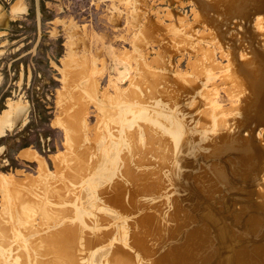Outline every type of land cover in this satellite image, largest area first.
Listing matches in <instances>:
<instances>
[{"label":"rangeland","instance_id":"374dc122","mask_svg":"<svg viewBox=\"0 0 264 264\" xmlns=\"http://www.w3.org/2000/svg\"><path fill=\"white\" fill-rule=\"evenodd\" d=\"M223 1L0 0V264H264V0Z\"/></svg>","mask_w":264,"mask_h":264},{"label":"bare ground","instance_id":"6f19581e","mask_svg":"<svg viewBox=\"0 0 264 264\" xmlns=\"http://www.w3.org/2000/svg\"><path fill=\"white\" fill-rule=\"evenodd\" d=\"M215 2H216V0H215ZM218 2H219V1H218ZM221 4H222L223 6H229V5L232 4V1H231V0H224ZM233 4H234V3H233ZM214 5H215V4H214ZM214 5H213V6H214ZM217 5H218V4H217ZM217 5H216V7H219V6H217ZM203 6H205V5H203ZM203 6H202V7H203ZM203 8H204V7H203ZM206 8H207V7H206ZM228 9H229V8H228ZM229 11H230V10H229ZM216 20H217V19H216ZM220 21H221V20H219V24H220ZM221 22H222V21H221ZM218 28H220V26H219ZM218 30H219V29H218ZM221 30H222V29H221ZM219 31H220V30H219ZM219 31H218V32H219ZM220 33H221V32H220ZM251 71H252V70H251ZM251 71H250V72H251ZM75 73H77V72H75ZM251 73H252V72H251ZM252 74H253V73H252ZM252 74H250V75H252ZM76 75H77V74H76ZM155 75H156V74H155ZM155 75L153 74L152 76H155ZM152 76L150 75V78H151ZM158 77L160 78V76H158ZM73 78H74V76H73ZM73 78H72V79H73ZM159 78H157V79L160 81ZM75 79H76V77H75ZM155 79H156V78H155ZM74 81H75V80H74ZM146 81H148V83H149L150 79H149V80H146ZM152 81H155V80L153 79ZM167 81H169V80H167ZM250 81H251V80H250ZM250 81H249V82H250ZM171 82H172V83H175V82H173L172 80H171ZM156 83H157V82H156ZM156 83H155V85H156ZM176 83H177V82H176ZM147 85H148V84H147ZM149 85H150V84H149ZM149 85H148V87H149ZM152 85H153V84H152ZM155 85H154V88H156ZM156 86H157V85H156ZM158 86H159V85H158ZM165 86H166V85H165ZM179 86H180V85H179ZM143 87H144V86H143ZM145 87H146V84H145ZM168 87H170V85H169ZM181 87H182V86H181ZM181 87H179V88H181ZM154 88H153V87H152V88H148V92H147V93L150 92L149 89H151V92H152V90L154 91ZM165 88H166V87H165ZM176 88H177V86H176ZM176 88H175V89H176ZM182 88H183V87H182ZM140 89H142V88H140ZM162 89H163V91H164V85H163ZM165 90H166V89H165ZM173 90H174V89H173ZM140 91H141V90H140ZM169 91H171V90H169ZM169 91H168V92H169ZM176 91H177V90H176ZM176 91H175V92H176ZM69 92H70V91H69ZM143 92H144V91H143ZM143 92H142V94L145 93V92H144V93H143ZM152 93H153V92H152ZM158 93H160L159 90H158ZM171 93H172V91L170 92V94H171ZM150 94H151V93H150ZM153 94H154V93H153ZM153 94H152V95H153ZM161 94H163V93H160V95L158 94L159 96H161L159 99H161L163 96H165V94H163V95H161ZM173 94H174V93H173ZM175 94H176V93H175ZM175 94H174V95H175ZM180 94H181V91H180ZM174 95H173V96H174ZM177 95H179V94H177ZM140 96L142 97L141 94H140ZM167 96H168V95H167ZM171 96H172V94H171ZM175 96H176V95H175ZM175 96H174V97H175ZM144 97H145V96H144ZM176 97H177V96H176ZM157 98H158V97H157ZM165 98H166V101H168L169 98H170V96H169V97H166V96H165ZM172 98H173V97H172ZM178 98H179V96H178ZM173 99H174V98H173ZM144 101H145V100H144ZM158 101H159V100H158ZM160 101H161V100H160ZM166 101H165V102H166ZM172 101H173V100H172ZM138 102H139V101H138ZM138 102H137V103H138ZM156 102H157V100H156ZM168 102H171V101H168ZM180 102H181V101H180ZM180 102H179V107H181ZM174 103H175V102H174ZM169 104H170V103H168V105H169ZM141 105H142V104H141ZM173 105H174V104H173ZM175 105H176V104H175ZM175 105H174V107H175ZM134 107H135V106H134ZM138 107L140 108L139 104L137 105V108H138ZM167 108H168V106H167ZM175 108H176V107H175ZM175 108H174V109H175ZM172 109H173V108L171 107L170 110H172ZM177 109H178V108H177ZM179 109H180V108H179ZM179 109H178V110H179ZM142 110H143V109H142ZM142 110L140 109V112H141ZM170 110H169V111H170ZM175 110H176V109H175ZM181 110H184V109H181ZM133 111H134V110H133ZM173 111H174V110H173ZM24 113H25V108H24L22 105L19 104V106H17L16 109L10 114L8 122H7V123H3L2 125H6V126H7V124H9V125L11 126L12 124H16V123L20 122V120L22 119ZM131 113L133 114V112H131ZM142 113H143V112H142ZM168 113H169V112H167V114H168ZM173 113H174V112H173ZM176 113H177V112H175V115H176ZM181 113H182V111H181ZM181 113H180V114H181ZM136 114H137V112H136ZM139 114H140V113H138V115H139ZM169 114H172V113H169ZM169 114H168V116H169ZM184 114H185V112H184ZM184 114L181 115L182 118H183V116H184V117L186 116V115H184ZM114 115H115V114H114ZM138 115H136V116H138ZM140 115H141V114H140ZM172 115H173V114H172ZM175 115H174V117H175ZM120 116H121V115H119V118H120ZM133 116H134V115H133ZM148 116H149V115H148ZM165 116H166L167 119L169 118V117H167V115H165ZM165 116H164V117H165ZM139 117H140V116H139ZM170 117H171V116H170ZM174 117H173V120L176 118V117H175V118H174ZM115 118H117V117H115ZM121 118H122V117H121ZM121 118H120V119H121ZM135 118H138V117H134V119H135ZM149 118H150V117H149ZM166 118H165V119H166ZM177 118H178V117H177ZM177 118H176V120H177V123H178V120H180V118H179V119H177ZM122 119H124V117H123ZM125 119L127 120V118H125ZM132 119H133V118H132ZM132 119H131V120H132ZM146 119L148 120V118H146ZM146 119H145V120H146ZM167 119H166V121H167ZM137 120H139V118H138ZM147 120H146V121H147ZM171 120H172V119H171ZM173 120H172V121H173ZM121 121H122V120H121ZM133 121H134V120H133ZM142 121H143V120H142ZM142 121H141V122H142ZM172 121H171V122H172ZM180 121H181V120H180ZM118 122H120V121H118ZM122 122H123V121H122ZM136 122H137V121H134V123H136ZM171 122H170V120H169V123H171ZM173 122H176V121H173ZM130 123H133V122L131 121ZM143 123H145V122L143 121ZM177 123H176V125H179V126L184 125V124H181V123H183V122H181V123L179 122L181 125H180L179 123H178V124H177ZM2 125H0V131H2V128H1ZM141 125H142V124H141ZM170 125H171V124H170ZM133 126H134V124H133ZM129 127H130V126H129ZM129 127H128V128H129ZM128 128H127V130H128ZM130 128H131V131H130V132H129V131H128V133H126L127 131L125 132V133H126V134H125L126 138L128 137V136H127L128 134L131 135V134H132L131 132L135 131V130H132V127H130ZM173 129H174V128H173ZM176 129H177V128H176ZM120 130H121V129H120ZM124 130H125V127H124ZM174 130H175V129H174ZM178 130H179V129H178ZM181 130L183 131V127H182ZM181 130H180V131H181ZM122 131H123V130H122ZM139 131H140V130H139ZM180 131H179V133L182 134V132H180ZM73 132H74V131H73ZM73 132H72V133H73ZM147 132H148V131H147ZM122 133H123V132H122ZM130 133H131V134H130ZM133 133H135V132H133ZM138 133H139V132H138ZM123 135H124V133L122 134V136H123ZM125 136H124V137H125ZM139 136H140V135H139ZM139 136H138V137H139ZM129 138H130V140H129ZM129 138H127L126 140H127V142H128V140H129V143H130L129 146H132V144H131L132 141H131V140H134V139H133V138H134V135H133V138H131V136H129ZM67 139H68V138H67ZM135 140H136V138H135ZM135 140H134V141H135ZM140 141H141V140H140ZM140 141H139L138 144H140ZM125 142H126V141H125ZM135 142H136V141H135ZM220 143H222V142H220ZM121 144H124V142L122 141V143H119V145H121ZM138 144H137V145H138ZM121 146H122V145H121ZM134 146H136L135 143H134ZM225 146H226V145H225ZM132 147H133V146H132ZM140 147H142V145H140ZM135 148H136V147H135ZM214 148H215V147H214ZM136 149H137L138 152H140L139 150H140L141 148L138 150V146H137ZM105 150H106V149H105ZM132 150H134V148H132V149L130 150L131 153H134V152H132ZM219 150H221V149H219ZM224 150H225V149H224ZM141 151H144V149H141ZM226 151H227V150H226ZM83 152H84V151H83ZM93 152H94V151H93ZM107 152H108V151H107ZM128 152H129V151H128ZM138 152H137V154H139ZM167 152H168V150H167ZM228 152H229V151H228ZM131 153H129V154L131 155ZM142 153H143V152H142ZM178 153H179V151L177 152V154H178ZM219 153H220V152H219ZM91 154H92V153H91ZM93 154H94V153H93ZM129 154L126 152V155L129 156ZM120 155H121V154H120ZM120 155H119V156H120ZM126 155H125V156H126ZM133 155H134V154H132L131 156H133ZM173 155H174V154H173ZM179 155H180V154H179ZM95 156H97V155H94V157H95ZM123 156H124V155H123ZM125 156H124V159H125ZM164 156H165V155H164ZM171 156H172V155H171ZM175 156H176V155H175ZM97 157H98V156H97ZM134 157H135V156H134ZM160 157H161V156H160ZM208 157H209V156H208ZM83 158H84V157H83ZM107 158H108V157H107ZM109 158H110V157H109ZM116 158H117V156H116ZM162 158H163V157H162ZM176 158H177V157H176ZM92 159L94 160L95 158L92 157ZM132 159H133V158H132ZM159 159H160V158H159ZM172 159H173V158H172ZM89 160H90V159H89ZM117 160H118V159H117ZM121 160H122V159H121ZM106 161H107V160H106ZM125 161H126V159H125ZM125 161H122V162L124 163ZM128 161H129V160H128ZM167 161H168V160H167ZM209 161H210V159L208 160V162H209ZM222 161H223V160H222ZM74 162H75V160H74ZM81 162H82V161H81ZM104 162H105V161H104ZM119 162H121V161H119ZM131 162H133V160H132ZM131 162H130V163H131ZM75 163H76V162H75ZM83 163H85V161H84ZM86 163H87V162H86ZM95 163H96V159H95ZM117 163H118V162H117ZM167 163H168V162H167ZM88 164H89V163H88ZM124 164H125V163H124ZM124 164L121 163V165H124ZM126 164H129V163L127 162ZM157 164L159 165V163H156V166L154 165V167H157V166H158ZM79 165H80V164H79ZM118 165H119V164H118ZM160 165H161V164H160ZM160 165H159V166H160ZM164 165H166V164H164ZM251 165H252V164H251ZM84 166H85V165H84ZM159 166H158V168H159ZM78 167H79V166H78ZM78 167H77V168H78ZM80 167H82V166H80ZM88 167H89V166H88ZM92 167H93V166H92ZM123 167H124V166H123ZM125 167H126V166H125ZM151 167H152V166H151ZM120 168H121V167H120ZM160 169H161V167H160ZM208 169H209V168H208ZM79 170H80V168H79ZM251 170H252V169H251ZM77 171H78V170H77ZM85 171H86V170H85ZM150 171H151V169H150ZM152 172H153V170H152ZM84 173H85V172H84ZM88 173H89V172H88ZM88 173H87V174H88ZM91 173H93V171H92ZM91 173H90V174H91ZM94 173H95V171H94ZM145 173H146V172H145ZM147 173H148V172H147ZM148 174H149V173H148ZM159 174H160V173H159ZM161 174H162V173H161ZM91 175H92V174H91ZM86 176H87V175H86ZM116 176H117V175H116ZM159 176H161V175H159ZM90 177H91V176H90ZM90 177H89V178H90ZM112 177L114 178V175H113ZM135 177H136V176H135ZM135 177H134V178H135ZM144 177H146V176H144ZM139 178H140V177H139ZM90 179H91V178H90ZM115 179H116V178H115ZM146 179H147V178H146ZM116 180H117V179H116ZM149 183H150V182H149ZM133 184H134V182H133ZM192 193L194 194L195 192H192ZM192 193H191V194H192ZM104 194H105V193H104ZM127 194H128V193H127ZM128 195H129V194H128ZM122 196H123V195H122ZM125 196H126V194H125ZM192 196H193V195H192ZM193 197H194V196H193ZM123 198L126 199V197H123ZM111 199H112V198H111ZM114 199H116V198H114ZM134 199H135V197L133 198V200H134ZM128 200H129V199H128ZM224 201H225V199H224ZM125 202H128V201H125ZM132 202L134 203V201H132ZM141 202H142V200H141ZM141 202H140V203H141ZM143 202H145V201H143ZM129 203H130L131 205H133V207H134V204L131 203V201H129ZM129 203H126L125 205H128ZM136 203H137V202L135 201V204H136ZM147 203H148V201H147ZM147 203H146V204H147ZM130 204H129V205H130ZM188 204H189V203H188ZM226 205H227V204H226ZM111 206H112V205H111ZM136 206H137V204H136ZM146 206L148 207V206H150V204H149V205H146ZM153 206H154V205H153ZM184 206H185V205H184ZM125 207H126V206H125ZM129 207H130V206H128V208H129ZM114 208H115V207H114ZM119 208H120V207H119ZM122 208H123V207H122ZM122 208H121V209H122ZM128 208L126 209L127 211H128ZM131 208H132V207H131ZM186 208H187V207H186ZM189 208H191V207H189ZM124 209H125V208H124ZM116 210H118V209H116ZM131 210H132V209H131ZM138 210H139V209H138ZM214 210H215V209H214ZM113 211H114V210H113ZM118 211H120V210H118ZM123 211H124V210H122V213H123ZM129 211H130V209H129ZM135 211H136V210H135ZM158 211H159V210H158ZM175 211H176V210H175ZM115 212H116V211H115ZM115 212H114V213H115ZM133 212H134V211H133ZM136 212H137V211H136ZM141 212H142V211H141ZM173 212H174V211H173ZM180 212H181V211H180ZM180 212H179V213H180ZM182 212H183V211H182ZM122 213H121V214H122ZM128 213H129V212H128ZM159 213H160V212H159ZM159 213H158V214H159ZM194 213H195V212H194ZM118 214H120V213H118ZM123 214H125V211H124ZM129 214H130V213H129ZM138 214H139V213H138ZM156 214H157V213H156ZM174 214H175V213H174ZM186 214H188V213H186ZM214 214H215V211H214ZM216 214H217V213H216ZM190 215H191V214H190ZM124 216H125V215H124ZM129 216H130V215H129ZM135 216H136V215H135ZM149 216H150V215H149ZM186 216H188V215H186ZM194 216H195V215H194ZM158 217H159V216H158ZM192 217H193V216H192ZM216 217H218V215H217ZM219 217H220V214H219ZM85 218H86V217H85ZM87 218H88V217H87ZM161 218H162V217H161ZM221 218H222V217H221ZM119 219H120V218H119ZM126 219H127V218H126ZM216 219H217V218H216ZM70 220H72V218H71ZM70 220H69V222H70ZM129 220H130V219H129ZM129 220H128V221H129ZM218 220H221V219L219 218ZM63 221H64V220H63ZM63 221H62V222H63ZM117 221H118V220H117ZM120 221H122V220H120ZM123 221H124V220H123ZM126 221H127V220H126ZM126 221H125V222H126ZM163 221H164V220H163ZM69 222L67 223V222L64 221L65 224H66V223L69 224ZM165 222H166V221H165ZM224 222H225V221H224ZM263 222H264V221H263ZM75 223H76V222H75ZM98 223H99V222H98ZM198 223H199V221H198ZM222 223H223V220H222ZM56 224H57V223H56ZM71 224H72V223H71ZM80 224H81V222H80ZM80 224H79V225H80ZM85 224H86V223H85ZM106 224H107V223H106ZM126 224H127V223H126ZM128 224H129V223H128ZM176 224H177V223H176ZM219 224H220V223H219ZM77 225H78V224H77ZM82 225H84V223H83ZM97 225H99V224H97ZM100 225H101V224H100ZM173 225H174V223H173ZM224 225H225V223L223 224V226H224ZM54 226H56V225H54ZM54 226H53V227H54ZM66 226L68 227V225H66ZM112 226H113V225H112ZM132 226H133V225H132ZM249 226H250V225H249ZM59 227H60V226H59ZM87 227H88V226H87ZM253 227H254V226H253ZM256 227H257V226H256ZM62 228H65V227H62ZM70 228H71V227H70ZM81 228H82V226H81ZM81 228H79V230H80ZM110 228H111V227H110ZM117 228H118V227H117ZM121 228H122V227H121ZM126 228H127V227H126ZM187 228H188V227H187ZM190 228H191V227H190ZM192 228H193V227H192ZM200 228H201V227H200ZM48 229H50V228H48ZM48 229H47V230H48ZM59 229H61V228H59ZM71 229H73V227H72ZM84 229H86V228H84ZM124 229H125V228H124ZM133 229H134V228H133ZM226 229H227V228H226ZM5 230H6V229H5ZM5 230H4V231H5ZM50 230H51V229H50ZM61 230H62V229H61ZM79 230H78V231H79ZM113 230H114V229H113ZM122 230H123V229H122ZM125 230H126V229H125ZM185 230H186V228H185ZM249 230H250V229H249ZM10 231H11V230H10ZM10 231H9V232H10ZM43 231H44V229H43ZM45 231H46V230H45ZM63 231H64V230H63ZM69 231H70V230H69ZM81 231H83V230H81ZM86 231H88V230H86ZM111 231H112V230H111ZM213 231H214V230H213ZM9 232L7 231V234H8ZM11 232H12V231H11ZM49 232H50V231H49ZM51 232H52V231H51ZM57 232H58V231H57ZM59 232H61V231H59ZM89 232H90V231H88V234H89ZM106 232H107V230H106ZM117 232H118V231H117ZM129 232H130V231H129ZM136 232H137V231H136ZM226 232H227V231H226ZM3 233H4V232H3ZM3 233H2V234H3ZM12 233H13V232H12ZM46 233H47V232H46ZM46 233H45V234H46ZM82 233H83V235H84V231H83ZM82 233H79V234H82ZM103 233H104V232H103ZM110 233H111V232H110ZM121 233H122V232H121ZM138 233H139V232H138ZM143 233H144V232H143ZM185 233H186V231H185ZM187 233H188V232H187ZM214 233H215V232H214ZM4 234H5V233H4ZM4 234H3V235H4ZM7 234H6V235H7ZM10 234H11V233H10ZM14 234H15V233H14ZM21 234H23V232H22ZM42 234H43V233H42ZM45 234H44V235H45ZM47 234H48V233H47ZM53 234H54V233H53ZM60 234H62V233H60ZM132 234H133V233H132ZM152 234H153V233H152ZM261 234H262V233H261ZM261 234H260V236H261ZM6 235H5V237H6ZM24 235H25V234H24ZM24 235H23V236H24ZM51 235H52V234H51ZM76 235H77V234H76ZM83 235H82V236H83ZM86 235H87V232H86ZM118 235H119V233H118ZM122 235H123V234H122ZM178 235H179V234H178ZM14 236H16V235H14ZM21 236H22V235H21ZM35 236H37V235H35ZM56 236H58V235H56ZM56 236H55V234H54V237H53V238H55ZM89 236H91V235H89ZM123 236H124V235H123ZM180 236H183V235L180 234ZM260 236H259V237H260ZM262 236H263V235H262ZM9 237L12 239V237H11L10 235H9ZM17 237H18V235H17ZM17 237H16V238H17ZM19 237H20V236H19ZM19 237H18V239H19ZM25 237H26V236H25ZM33 237H34V236H32V238H33ZM37 237L40 238V237H42V235L40 234V236H37ZM37 237H35V238H37ZM58 237H59V236H58ZM58 237H57V238H58ZM91 237H92V236H91ZM102 237H103V236H102ZM109 237H110V236H109ZM130 237H131V236H130ZM194 237H195V236H194ZM199 237H200V236H199ZM203 237H205V236H203ZM206 237H207V236H206ZM23 238H24V237H23ZM26 238H27V237H26ZM26 238H25V240L28 239V238H27V239H26ZM29 238L31 239V237H29ZM49 238H50V237H49ZM51 238H52V237H51ZM79 238H80V240H78V242L80 241L79 243H81L82 240H83V239H82L83 237H82V238L79 237ZM89 238H90V237H89ZM121 238H122V237H121ZM123 238H124V237H123ZM139 238H140V237H139ZM165 238H166V237H165ZM179 238H180V237H179ZM184 238H185V236H184ZM186 238H187V234H186ZM260 238H261V237H260ZM1 239H2V238H1ZM6 239H7V237H6ZM20 239H22V238L20 237ZM40 239H41V238H40ZM44 239H47V238H44ZM61 239H62V237H61ZM84 239H85V235H84ZM100 239H101V238H100ZM105 239H106V238H105ZM182 239H183V238H182ZM195 239H196V238H195ZM197 239H198V238H197ZM217 239L219 240L218 237H217ZM8 240H10V239H8ZM13 240H15V238H14ZM28 240H29V239H28ZM31 240H32V239H31ZM41 240H42V239H41ZM41 240H40V242H42ZM57 240H58V239H57ZM74 240H75V239H74ZM116 240H117V238H116ZM118 240H119V239H118ZM128 240H129V239H128ZM140 240H141V239H140ZM179 240H180V239H179ZM184 240H185V239H184ZM188 240H189V239H188ZM3 241H4V238H3ZM16 241H17V240H16ZM20 241H21V240H20ZM20 241H19V242H20ZM35 241H36V242H34V239H33V242H34V243H37V240H35ZM44 241H45V243H46V240H44ZM44 241H43V243H44ZM47 241H51V240H50V239H49V240L47 239ZM72 241H73V240H72ZM93 241H96V240H95V239H92V244H93ZM169 241H170V240H169ZM185 241H186V240H185ZM8 242H10V241H8ZM23 242H25V241L23 240ZM27 242H30V241H27ZM27 242H26V245L28 246ZM33 242H32V243H33ZM40 242H39V243H40ZM51 242H53V241H51ZM88 242H89V241H88ZM101 242L103 243L104 241L101 240ZM115 242H116V241H115ZM139 242H140V241H139ZM186 242H187V241H186ZM214 242H215V241H214ZM34 243H33V244H34ZM45 243H44V244H45ZM75 243H76V241H74V244H75ZM83 243H85L84 240H83ZM83 243H82V244H83ZM89 243L91 244V242H89ZM94 243H96V242H94ZM117 243H119V242L117 241ZM3 244H6V243H3ZM13 244H14V243H13ZM17 244H18V243H17ZM82 244H81V246H82ZM85 244H86V243H85ZM85 244L83 245V247L85 246L87 250H89L88 247L92 249L91 246H88V247H87ZM92 244H91V245H92ZM96 244H97V243H96ZM99 244H100V243H99ZM166 244H167V243H166ZM166 244H165V245H166ZM195 244H196V241H195ZM219 244H220V243H219ZM0 245H1V244H0ZM10 245H11V244H10ZM40 245H41V244H40ZM40 245L38 244V246H40ZM49 245H50V243H49ZM49 245L47 244L48 247H49ZM87 245H88V244H87ZM102 245H103V244H102ZM165 245H164V246H165ZM191 245H192V244H191ZM14 246H16L15 248H17V245H14ZM14 246H13V247H14ZM27 246H26V247H27ZM36 246H37V244H35V246L33 245L32 247H36ZM79 246H80V245H79ZM92 246H93V245H92ZM103 246H104V245H103ZM122 246H123V245H122ZM153 246H154V245H153ZM202 246H203V245H202ZM208 246H209V245H208ZM3 247H4V246H3ZM13 247H12V249H13ZM40 247H42V246H40ZM45 247H46V246H45ZM48 247H47V248H48ZM85 247H84V249H85ZM94 247H95V246H94ZM94 247H93V248H94ZM97 247L99 248L100 245L97 246ZM119 247H120V246H119ZM161 247H162V246H161ZM203 247H204V246H203ZM206 247H207V246H206ZM29 248H31V246H30ZM36 248H37V247H36ZM36 248H35V249H36ZM42 248H44V245H43ZM54 248H55V246H54ZM74 248H75V247H74ZM81 248H82V247H81ZM101 248H102V246L99 248V250H100ZM110 248H111V247H110ZM3 249H4V248H3ZM9 249H10V248H9ZM9 249H8V248L6 249L7 252H9V251H8ZM12 249H10V250L12 251ZM37 249H38V248H37ZM37 249H36V250H37ZM49 249H50V248H49ZM77 249H78V248H77ZM77 249H76V251L78 252ZM95 249H97V248H95ZM141 249H142V248H141ZM6 250L4 249V251H6ZM15 250H16V249H15ZM20 250H21V249H20ZM45 250L47 251L46 248H45ZM72 250H73V249H72ZM81 250H82V249H81ZM87 250H86V251H87ZM99 250H97V251L100 252ZM112 250H113V249H112ZM158 250H159V249H158ZM236 250H237V249H236ZM18 251H19V250H18ZM21 251H23V250H21ZM28 251H29V250H28ZM37 251H38V250H37ZM37 251H36V252H37ZM79 251H80V249H79ZM94 251H95V250H94ZM97 251H95V252L98 253ZM115 251H116V250H115ZM160 251H161V250H160ZM199 251H201V250H199ZM209 251H210V249H209ZM234 251H235V250H234ZM12 252H13V251H12ZM12 252H10V254H11ZM77 252H76V253H77ZM81 252H82V251H81ZM83 252H84V250H83ZM91 252H92V250H89V253H91ZM95 252H94V255H93V256H95V258H96L97 256H96V253H95ZM150 252H151V251H150ZM194 252H195V251H194ZM194 252H193V253H194ZM16 253H17V251H16ZM16 253H14V254L16 255ZM19 253H20V251H19ZM22 253H24V252H22ZM33 253H34V250H33ZM37 253H39V251H38ZM43 253H45V251H44ZM43 253H42V255H43ZM87 253H88V252H87ZM92 253H93V252H92ZM193 253H192V254H193ZM236 253H237V252H236ZM10 254H9V255H10ZM12 254H13V253H12ZM12 254H11V256H12ZM14 254H13V255H14ZM17 254H18V253H17ZM20 254H21V253H20ZM24 254H25V253H24ZM35 254H36V253H35ZM40 254H41V252H40ZM81 254H82V253H81ZM83 254H85V252H84ZM83 254H82V255H83ZM118 254L120 255V257H119V255H118V257L121 258V254H120V253H118ZM200 254H201V253H200ZM208 254H209V253H208ZM22 255H23V254H22ZM42 255H41V256H42ZM91 255H92V254H91ZM98 255H99V254H98ZM101 255H102V254H101ZM101 255H99V256H101ZM103 255H104V254H103ZM188 255H189V254H188ZM212 255H214V254H212ZM222 255H223V254H222ZM4 256H5V255H4ZM17 256H18V255H17ZM27 256H28V255H27ZM39 256H40V255H39ZM43 256H44V255H43ZM45 256H46V253H45ZM45 256H44V257H45ZM71 256H72V255H71ZM86 256H88V255H86ZM89 256H90V255H89ZM93 256H91V257H93ZM104 256H105V255H104ZM104 256H103V257H104ZM111 256H113V255H111ZM114 256H115V255H114ZM166 256H168V255H166ZM195 256H196V255H195ZM200 256H201V255H200ZM2 257H3V256H2ZM13 257H15V256H13ZM19 257H20V255H19ZM19 257H18V258H19ZM25 257H26V256H25ZM33 257H34V256H33ZM72 257H73V256H72ZM81 257H82V256H81ZM81 257H80V258H81ZM136 257H137V256H136ZM161 257H162V255H161ZM164 257H165V256H164ZM189 257H190V255H189ZM211 257H212V256H210V258H211ZM23 258H24V257H22V258L20 257L18 260L23 259ZM37 258H38V257H37ZM39 258H40V257H39ZM39 258H38V260H39ZM41 258H42V257H41ZM84 258H85V257L83 256L82 259H84ZM87 258L89 259L90 257H87ZM93 258H94V257H93ZM98 258H99V257H97V260H98ZM104 258H105V257H104ZM106 258H108L107 260L110 259L109 257H106ZM111 258H113V257H111ZM119 258H118V259H119ZM123 258H124V257H123ZM149 258H150V257H149ZM158 258H159V257H158ZM158 258H157V259H158ZM186 258H188V256H186ZM192 258H193V257H192ZM200 258H201V257H200ZM210 258H209V259H210ZM0 259H1V256H0ZM4 259H6V257H5ZM24 259H25V258H24ZM26 259H27V258H26ZM85 259H86V258H85ZM88 259H87V260H88ZM91 259H92V258H91ZM100 259H101V257L99 258V260H100ZM113 259H115V258H113ZM113 259H112V260H113ZM127 259H128V258H127ZM153 259H154V258H152L151 261H152ZM170 259H171V258H170ZM173 259H175V258H173ZM6 260H7V259H6ZM14 260H15V259H14ZM16 260H17V259H16ZM34 260H35V259H34ZM38 260H36L35 262H37ZM79 260H80V262H81V259H79ZM79 260H78V261H79ZM87 260L85 261V264H87V263H86ZM92 260H93V259H92ZM103 260H106V259H103ZM103 260H102V261H103ZM129 260H130V259H129ZM129 260H128V261H127V260H124V261H125V262L127 261V263H128ZM160 260H161V259H160ZM162 260H163V259H162ZM165 260H166V259H165ZM192 260H193V259H192ZM196 260H197V259H196ZM198 260H199V259H198ZM200 260L202 261V259H200ZM204 260L206 261V259H204ZM229 260H230V259H229ZM0 261H1V260H0ZM21 261L24 262V260H21ZM46 261H48V260H46ZM64 261H65V260H64ZM76 261H77V260H76ZM82 261H84V260H82ZM88 261H89V260H88ZM122 261H123V260H122ZM122 261H121V264L124 263V261H123V262H122ZM130 261H131V260H130ZM169 261H170V260H169ZM222 261H223V260H222ZM9 262H10V261H9ZM14 262H15V261H14ZM14 262H13V264H14ZM39 262H41V261H39ZM39 262H38L37 264H39ZM42 262H43V261H42ZM42 262H41V264H42ZM80 262H78V263H80ZM91 262H92V261H91ZM91 262L89 261V264H90ZM93 262H94V261H93ZM107 262H108V261H107ZM109 262H110V261H109ZM109 262H108V263H109ZM113 262L116 264V259H115V261L113 260ZM113 262H112V263H113ZM192 262L195 263V260H193ZM207 262H208V260H207ZM17 263H18V262H17ZM25 263H26V262H25ZM31 263H32V261H31ZM71 263H73V262H71ZM99 263H100V262H99ZM102 263H103V262H101V264H102ZM140 263H141V262H140ZM199 263H200V262H199ZM199 263H198V264H199ZM203 263H204V262H203ZM203 263H202V264H203ZM210 263H211V262H210ZM210 263H209V264H210ZM1 264H2V263H1ZM19 264H20V263H19ZM23 264H24V263H23ZM33 264H34V262H33ZM35 264H36V263H35ZM62 264H63V263H62ZM64 264H65V263H64ZM69 264H70V263H69ZM76 264H77V263H76ZM81 264H84V263L81 262ZM91 264H92V263H91ZM95 264H96V260H95ZM110 264H111V262H110ZM117 264H118V263H117ZM119 264H120V263H119ZM124 264H125V263H124ZM128 264H132V262H129ZM187 264H188V263H187ZM219 264H220V263H219Z\"/></svg>","mask_w":264,"mask_h":264},{"label":"crops","instance_id":"0c3cea01","mask_svg":"<svg viewBox=\"0 0 264 264\" xmlns=\"http://www.w3.org/2000/svg\"><path fill=\"white\" fill-rule=\"evenodd\" d=\"M2 18H3V23L2 24H5L6 23V19H5V17L4 16H2ZM27 105V104H26ZM9 107V106H8ZM7 107V108H8ZM6 108V109H7ZM1 115V114H0ZM18 123H16V124H12L11 126L9 125V124H7V126L6 125H2V130L5 128V127H8V128H12V127H14L15 125H17ZM1 133V132H0ZM22 154L23 155H26V153L25 152H22Z\"/></svg>","mask_w":264,"mask_h":264}]
</instances>
